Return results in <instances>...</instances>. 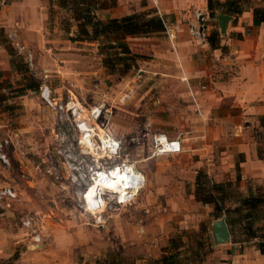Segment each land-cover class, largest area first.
Masks as SVG:
<instances>
[{
	"label": "rangeland",
	"instance_id": "374dc122",
	"mask_svg": "<svg viewBox=\"0 0 264 264\" xmlns=\"http://www.w3.org/2000/svg\"><path fill=\"white\" fill-rule=\"evenodd\" d=\"M11 1L0 0V136L12 142L10 166L0 169V188L10 187L17 193V199L5 210L10 213L8 219L16 227L19 224L22 239H28L36 251L41 250L42 241L52 240L48 247H53L55 259L64 258L65 264H150L156 260L146 251L151 244H166L160 248L159 258L174 244L182 264H215L220 246L214 244L209 217L195 222V211H180L146 189L130 205L116 209L113 193L118 189L111 187L112 181L106 182L107 174L102 176L113 193L105 191V199L100 194L98 204L89 205L92 211L85 203L90 204L87 197L103 187L100 177L94 179L98 171L112 169V174L115 165L136 164L145 176L154 175V161L162 159L172 175L180 166V155L153 156L150 142L154 133L172 139L189 137L186 124L192 121L189 115L197 113L180 69L179 75L174 71L178 58L173 47L164 42V33L150 36L161 38L153 44L139 40L146 38L142 36L121 38L131 53L144 58L127 69L126 61L118 65L113 57L115 70L111 72L102 65L99 47L119 38L103 44L71 41L76 34L72 4L62 8L58 0H45L47 20L38 41L33 35L21 36L18 24L12 26L15 37L7 33L6 27L12 28L7 23L12 16L8 12ZM89 1L92 7L99 5L94 15L103 21L110 19L109 13L117 6V0ZM233 1L242 9L255 4L252 0ZM149 12L165 18L157 10L136 14ZM134 41L142 42L139 49L132 47ZM21 46L26 47L20 51ZM36 84V90L22 89ZM43 85L49 86L59 101L73 102L87 115L91 108L100 106V117L79 120L70 112L47 107L39 97ZM123 94L129 98L121 102ZM80 123H89L97 135L105 133L120 141L118 156L98 159L99 153L80 145ZM235 189L228 194L225 207L238 205ZM98 215L101 219L95 220ZM25 217H32L34 229L41 233L39 246L32 243L31 231L21 228ZM230 219L239 221L240 216L231 215ZM16 258L0 264H10V260L14 264Z\"/></svg>",
	"mask_w": 264,
	"mask_h": 264
},
{
	"label": "crops",
	"instance_id": "0c3cea01",
	"mask_svg": "<svg viewBox=\"0 0 264 264\" xmlns=\"http://www.w3.org/2000/svg\"><path fill=\"white\" fill-rule=\"evenodd\" d=\"M252 1L255 4L237 16L225 14L230 19L225 24L223 35L219 33L216 20L223 13H216L214 18H210L209 35L215 30L219 33V48L216 49L208 43L201 46L195 44L186 30L194 10L207 11V0H117V6L108 16L120 18L157 10L165 20L169 19L166 20L168 23L179 26L173 44L178 58L174 71L179 75V68L181 77L188 79L198 111L197 115H189L192 120V124H186L189 137H177L183 147L179 154L180 166L175 167L170 175L163 167L164 160H155L154 175L146 174L145 189L164 197L169 206L180 207V211H195V222L207 217L212 223L216 220L211 216L212 206L197 202L193 196L199 171L205 173L212 183H232L240 197H246L251 192L264 193V158L258 155L263 130L259 119L264 117V24L253 25V8L264 5V0ZM47 3L45 0H12L8 12L12 13L10 20L13 21L8 19L7 23L10 27L18 24L21 36L33 35L40 41V31L45 30L47 20ZM12 28L10 31L6 27L9 35L14 32L15 27ZM127 40L136 39L127 37ZM139 40L149 41L147 44L161 42L160 37ZM141 44V41H134L132 47L139 49ZM201 83H205V89L200 88ZM8 213L5 208L0 209V262L17 255L14 264H65L64 258L56 260L53 247H48V244H53L52 240L45 243L41 237L42 244L37 245L40 251H36L28 239L23 240L19 224L16 227L8 219ZM258 225L264 226V221ZM231 238L230 233L228 243L215 245L220 246L216 249L215 264H264V253L258 249L257 240L240 243L238 239ZM162 247L166 244L160 247L151 244L146 251L157 259Z\"/></svg>",
	"mask_w": 264,
	"mask_h": 264
},
{
	"label": "trees",
	"instance_id": "16d2710c",
	"mask_svg": "<svg viewBox=\"0 0 264 264\" xmlns=\"http://www.w3.org/2000/svg\"><path fill=\"white\" fill-rule=\"evenodd\" d=\"M60 7L73 5L74 11L72 18L76 21V34L71 41L74 42H99L104 43L113 37H118L113 43L103 44L99 47L100 55L103 56L102 65L111 72L113 68V57L116 64L120 65L126 61L125 68H130L138 59L144 56L131 53L126 44L122 43L121 38L125 37H150L152 35L164 32L163 21L158 15L152 13L131 14L121 18H110L100 20L94 15V11L99 6H91L89 0H58ZM71 8V7H70ZM248 8L242 9L239 3L233 0H207V11L210 18H214L216 13H223L231 16H237ZM264 24V5L253 8V25L259 26ZM104 41V42H103ZM208 44L211 48H219V33L215 30L208 37ZM130 62V63H129ZM34 86H24L22 89L38 88ZM259 125L264 132V117L259 119ZM263 134V133H262ZM262 137V135H261ZM258 149V155L264 158V139ZM235 186L230 183L215 184L209 181L206 174L199 171L196 175L193 196L195 200L203 205L212 206L211 216L215 219L225 217V222L229 228L233 239H238L240 243H246L257 240V247L261 253H264V226L258 225L259 221L264 219V193H250L246 197H240L237 194L234 208L225 207L228 194ZM237 192V190L235 189ZM236 192L234 195H236ZM230 197V196H229ZM259 214V215H258ZM231 215H239L240 219H230ZM256 215L258 218L255 219ZM240 222V223H238ZM168 252L164 253L159 259L152 260L150 264H182L183 259L175 245ZM16 256L13 257L14 260ZM10 260V264L12 263Z\"/></svg>",
	"mask_w": 264,
	"mask_h": 264
},
{
	"label": "built area",
	"instance_id": "2783aa9c",
	"mask_svg": "<svg viewBox=\"0 0 264 264\" xmlns=\"http://www.w3.org/2000/svg\"><path fill=\"white\" fill-rule=\"evenodd\" d=\"M209 21L210 16L208 11H201V10H194L192 12L190 20L187 22L186 30L189 38L197 45H205L208 43L209 37ZM164 25V35L167 41L173 47L174 41L177 38V33L179 31L178 24H170L166 20L163 21ZM10 37H15V34H10ZM24 47L21 46L20 51L23 50ZM29 60L31 61V56L29 55ZM183 82L186 83L188 86L190 97L195 105V111H198L197 105L195 103V94L192 92L190 83L188 79L183 77L181 79ZM201 89H205V85L200 84ZM39 97L42 102L49 108L56 110L60 113H68L70 112L71 116L75 115V112H79L80 106L74 104L73 102L62 103L59 101L58 98L55 97L53 91L47 85H43L39 91ZM129 98L128 94H123L120 97V101L124 102ZM77 108V110H75ZM81 112V110H80ZM79 112V113H80ZM88 119L90 120H97L101 115V107H93L88 111ZM86 124V123H85ZM84 123H80L77 125V128L82 131V126ZM91 129L90 136H88L85 140L86 148L89 149L91 152V147L89 144L92 145L97 155L98 159H111L113 157H117L121 151V143L114 137L101 133L95 134L94 129L91 127L89 123H87ZM88 134V133H87ZM95 137L97 139H95ZM151 147H152V155L159 157V156H175L179 155L183 151V147L181 144V140L179 138H169L166 134L163 133H154L150 137ZM81 145V139L79 140ZM12 146V142L8 137H1L0 136V169H6L10 166V158L8 151ZM83 146V145H82ZM112 169L108 170H101L95 173L94 179H99L100 175L105 176L108 174ZM113 171H116L119 174L120 182L124 185L122 188L121 195H116L113 193V203L116 206V209L121 207L130 205L134 202L135 195L132 194L135 191H141L144 189L146 184V176L144 173L140 172L136 168V164H122V165H115L113 166ZM93 179V181H94ZM107 192V191H106ZM105 192V193H106ZM103 194V198L104 195ZM17 199V193L10 187H1L0 188V209H4L5 206H9V202L14 201ZM105 199V198H104ZM98 204V203H97ZM85 208V206H84ZM102 215H98L95 220L101 219ZM21 228L30 230L31 231V241L34 245H39L41 242L40 236L37 234V231L34 229L35 223L32 217H25L20 221Z\"/></svg>",
	"mask_w": 264,
	"mask_h": 264
},
{
	"label": "bare ground",
	"instance_id": "6f19581e",
	"mask_svg": "<svg viewBox=\"0 0 264 264\" xmlns=\"http://www.w3.org/2000/svg\"><path fill=\"white\" fill-rule=\"evenodd\" d=\"M75 110H77V108L75 109ZM83 110H81V112L79 113L78 111H77V113L75 112V115H77V117H78V119L79 120H82V119H88V115L86 114V113H84V111L82 112ZM89 126L88 125H86L85 123H84V125L81 127L82 128V138H81V145H83L85 148H86V142H85V140H86V138L88 137V136H90L89 134H90V132H91V129L90 128H88ZM88 133V134H87ZM90 145V147H91V150L92 151H94L95 149L94 148H92V145L91 144H89ZM107 177H109L108 178V180L106 181V182H108V183H110L111 181H112V183H111V187L112 188H114V189H118V191H114V194H116V195H121V194H123L122 192V188H123V184L120 182V178H119V174L116 172V171H113L112 172V174H110V172H109V174H107L106 175ZM114 178V179H113ZM106 180V179H105ZM99 182H103V187L99 190V193L97 194V193H92L89 197H87V200L89 201V203L90 204H88L87 203V201L85 202L86 203V205H87V207L91 210V208L89 207V205H95L96 203H98V201H99V199H100V197H101V195H103V193L105 192V191H109V192H112V191H110L109 190V188L110 187H108V185H106V183H105V181H104V179H103V176L102 175H100V179H99ZM94 183H96V180H95V182ZM146 185V184H145ZM144 189H145V187H144ZM140 191H135L132 195L134 196H136V195H138V193H139ZM113 193V192H112ZM101 194V195H100ZM92 211V210H91Z\"/></svg>",
	"mask_w": 264,
	"mask_h": 264
},
{
	"label": "water",
	"instance_id": "95a60500",
	"mask_svg": "<svg viewBox=\"0 0 264 264\" xmlns=\"http://www.w3.org/2000/svg\"><path fill=\"white\" fill-rule=\"evenodd\" d=\"M229 19L230 17L225 14H220L216 17L220 35L225 33V24L229 21ZM211 229L215 245H223L228 243L230 239V231L224 218L216 219L212 223Z\"/></svg>",
	"mask_w": 264,
	"mask_h": 264
}]
</instances>
